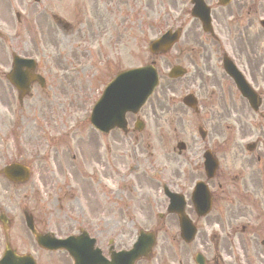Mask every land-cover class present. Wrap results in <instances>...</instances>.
<instances>
[{
    "label": "flooded vegetation",
    "instance_id": "af4514ba",
    "mask_svg": "<svg viewBox=\"0 0 264 264\" xmlns=\"http://www.w3.org/2000/svg\"><path fill=\"white\" fill-rule=\"evenodd\" d=\"M180 1L181 6L187 2ZM204 1L209 8L213 34H208L209 40L191 41L184 50L178 51L177 61L185 71L179 78L178 102L181 105L168 111L163 103L165 99H156L158 107L164 110L163 124L169 120L174 124L176 138L161 141V151L149 156L145 145L140 143L143 133L151 138V120L143 119L149 118V111L144 110L142 116L132 115L127 119L125 132L114 136V141L122 144L121 138H133L138 142L131 148L133 157L137 158V153L148 154L144 160L152 172L149 176L145 170L142 173L143 188L159 194L145 193L144 197L149 196L159 207L166 208L169 199L163 195V188L179 192L186 213L196 227L204 218L195 216L192 189L202 182L211 201L210 212L205 217L207 231H203V235L216 236L217 247L221 248L216 247L214 252L221 250L223 256L229 257V264L232 259L239 264L241 254L245 253L240 250L253 247L255 235H264V0ZM193 26L198 29L202 24L195 20ZM19 50L30 51L26 46ZM227 56L253 89V98L242 96L226 72L224 60ZM10 60L6 52L0 55V106L5 109L11 106L6 97L7 89L17 97L21 95L6 78L11 69ZM33 85L37 84L31 83V90L26 94L30 102L24 105L22 98L18 100L22 108L38 107V95L43 93H39L38 88L33 90ZM51 92L53 95L54 88ZM136 125L142 129L135 128L138 135L133 129ZM28 129L33 132V127ZM9 131L7 121L0 115V148H7L5 143L12 137ZM18 134L22 135V131ZM5 155V150L0 151V165ZM8 156L14 158L16 153L10 149ZM127 157L126 149L118 155L119 159ZM206 157L216 163L212 176L206 172ZM161 217L164 224L177 221L172 212ZM161 234L164 237L179 235L168 231ZM218 235H222V242Z\"/></svg>",
    "mask_w": 264,
    "mask_h": 264
},
{
    "label": "rangeland",
    "instance_id": "374dc122",
    "mask_svg": "<svg viewBox=\"0 0 264 264\" xmlns=\"http://www.w3.org/2000/svg\"><path fill=\"white\" fill-rule=\"evenodd\" d=\"M139 1L146 5V15L139 16L137 14H134L132 22H127L126 30H113L111 25H106L105 19H101L99 21V25L102 27L100 30L85 31V37L88 39L91 37H97L98 35H100V37L96 38L97 40H95L92 44H90L89 41H87V44H84L83 41L86 39H81L83 43L82 45L92 46L91 51H87L85 49L87 46L85 48H82L81 46L79 48H75L76 44L73 45V49L80 53L79 60L71 59L70 62L66 63H68V67H70L74 63L83 62V64L85 65V69L79 75H76L79 77H72L74 78L76 89L70 90L69 92V96L71 97V103L67 105L64 109V118H61L58 115V110L54 112L53 123L55 125H60L59 129H65V126H69L70 120H73V118H77L79 115L85 114V116H87L90 110V106L99 95V90L118 69L127 68L144 62H149L154 59V57L147 52L146 44L150 39L154 38L160 32L163 31L162 29L165 25V22H168L174 13L170 10L171 7L169 4H167L165 0ZM47 2L52 3L53 6L60 11V14H66V16H64L68 21L77 24L80 23L78 22L77 8H75L72 3H67V0H41L39 6H37L35 3L32 4L28 0H12V2L11 0H0V32L3 31L4 33H6L8 38L10 36L12 38L13 43L15 41H20L21 43L25 41L30 46L31 50H40L42 44L39 43L38 48V41L44 40L46 43L49 42L48 20L47 16L45 15V12L42 11V6L46 5ZM15 4L20 5L22 10H24L25 12L23 20L21 22H18L15 19V12L17 10ZM129 7H132V5L130 4ZM125 9H127L126 6H120V8L115 11V15L118 16V14L125 11ZM38 11L40 12L39 14L37 13ZM46 11H48V8H46ZM139 28L141 30L136 31V29ZM111 36H114L115 39H117V42H114V46H112V43L106 42V40L110 39ZM192 37L193 30H187L184 38L191 39ZM58 41L59 42L55 44V48L53 49L54 58L56 62H64L65 60L63 58L65 56L63 55V50L66 49V47L62 45L64 39L61 40L59 38ZM1 44L3 48L0 47V51L1 49H6V46L2 41ZM176 48L177 45L173 47L167 55L156 57V60L158 61V64L162 69V80L166 79L165 74L167 70L164 69H167L168 65H174L175 63ZM95 76L96 78L94 79ZM178 82L179 81L177 80L175 83L172 84L176 90H178L179 87ZM78 87H81L83 91H80ZM167 87H170L169 82L161 83L157 94H160L162 91H165ZM73 95L74 97H72ZM60 113H62V111ZM98 135V133L93 132V130L88 125H86L82 129L72 130L69 135L70 139L65 140L69 141L71 139L77 138L75 144H80L83 149H85V145L87 143V157H93V159L97 160L98 165L103 169L102 176L100 177V179H102V181L105 180L106 190H104L103 192L99 190L98 193L100 201H103L105 199V196L109 197L110 195H112V193L113 195L115 194L114 192L110 193V189H112L111 185H113L114 189V174H112L109 167L106 166L104 163L106 160V156L109 159L110 154L112 155L114 153V150H108L107 153H104V151L102 152V146L106 147L114 144V132H112L106 140L97 139L96 137ZM89 143L93 144V146H95L96 143L100 145L101 152L96 155V151L89 149ZM62 162L63 164H65L66 160L62 159ZM35 171H38L37 167L35 168ZM33 180L37 182L38 175H35L33 177ZM90 185L93 186L92 183ZM85 187L87 189H90L87 184H85ZM16 193L17 191L15 190L9 191L8 196L10 198L8 199L14 201L16 199ZM118 195L122 196V193H118ZM39 197H42L40 198L42 201L38 200L35 197V203L37 207L36 211L39 210L40 212H38V216L41 217V215L43 214L44 207L47 203H49V207L53 211L57 209V204L59 200L61 198H64V192H54V197L57 198L56 202L54 201L55 199H52L50 197V192L44 194L40 191ZM92 200H94V198H92ZM65 203L66 199L64 201V204ZM91 208L95 214L102 211L106 214L114 212V209L109 203V201H107L106 204L103 203V206L91 205ZM115 211L116 217H121L120 209L115 208ZM112 224L113 223L110 222V225ZM51 226H54V224H51ZM140 226L147 227L150 225L141 224ZM52 230H55V228H52ZM29 238V235L23 236V249H29V246L26 242L29 241ZM189 250L191 253V247H189ZM259 257V263L264 264V255L261 254ZM37 258L39 264H69V261L63 253H55L51 255L44 253L41 250H38ZM249 260L251 263L252 261H257L254 256H250Z\"/></svg>",
    "mask_w": 264,
    "mask_h": 264
},
{
    "label": "water",
    "instance_id": "95a60500",
    "mask_svg": "<svg viewBox=\"0 0 264 264\" xmlns=\"http://www.w3.org/2000/svg\"><path fill=\"white\" fill-rule=\"evenodd\" d=\"M136 74H138V76H141V78H142L143 73L140 72L139 70H136V71H134L133 75L131 74L132 81L134 79L133 76H135ZM155 80L156 79H155V75H154L151 77L150 85L146 86L147 92H149V90L152 88ZM131 85L133 87H135L134 82H131ZM130 97H131L132 102H133L137 98L140 97V92L135 93L132 91V93H128V97H126V96L123 97V100H125L127 102L128 98H130ZM96 109H97V112H98V114L102 120H109V121H111V123H114V81L107 88L102 99L97 104Z\"/></svg>",
    "mask_w": 264,
    "mask_h": 264
}]
</instances>
